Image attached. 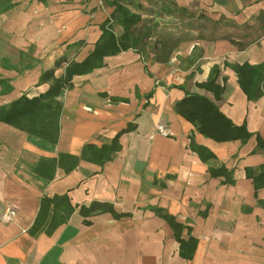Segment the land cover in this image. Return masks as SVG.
Returning a JSON list of instances; mask_svg holds the SVG:
<instances>
[{
    "label": "crops",
    "instance_id": "obj_1",
    "mask_svg": "<svg viewBox=\"0 0 264 264\" xmlns=\"http://www.w3.org/2000/svg\"><path fill=\"white\" fill-rule=\"evenodd\" d=\"M125 4L140 15V43L62 87L56 144L0 121V210L5 201L17 210L11 222L0 221V264H264V187L255 192L246 175L259 172L264 150L254 138L204 137L174 109L186 92L203 95L264 138V95L247 99L233 69L264 66V0ZM113 10L107 0H0V107L45 92L68 62L83 61ZM111 25L120 36L117 14ZM50 69L52 78L41 80ZM215 72L219 97L202 86ZM160 123L168 136L157 131ZM117 134L110 157L93 160L86 147ZM190 136L214 157L202 161ZM59 153L77 156L71 171L56 167L50 180L36 172ZM221 166L231 182L210 174ZM63 194L74 208L66 222L32 228L41 197ZM93 202L113 212L82 214ZM188 238L190 250L180 245Z\"/></svg>",
    "mask_w": 264,
    "mask_h": 264
},
{
    "label": "trees",
    "instance_id": "obj_2",
    "mask_svg": "<svg viewBox=\"0 0 264 264\" xmlns=\"http://www.w3.org/2000/svg\"><path fill=\"white\" fill-rule=\"evenodd\" d=\"M109 5L114 6L113 12L100 25L101 35L96 42L93 50L81 62H68L64 68L62 77L53 78L51 86L43 93L27 98L21 96L13 100L8 107H0V121L8 123L30 135L38 137L51 144H56L59 138V116L61 103L56 99L62 87H70V80L74 75L87 73L102 65V59L107 55H114L129 48L136 49L140 43V37L134 36L135 26L140 21V15L130 12L125 4L127 0H107ZM124 1V2H123ZM174 4V3H173ZM117 14L118 21L123 27V32L117 36L113 31L111 19ZM162 61L168 60V56H160ZM64 59L59 58L55 61V66L59 65ZM264 66L262 64L250 66L247 64L233 65L237 74V83L249 100L264 95V88L261 82L264 78ZM53 70L45 71L40 77L41 80L52 78ZM217 73L210 75L202 83V86L214 92L215 97H219L222 87L215 84ZM174 109L186 121L190 122L197 132L215 142L240 141L247 142L254 138L256 146L264 150V138L259 134L250 132L245 123H234L217 104L206 96L196 93L186 92L185 95L177 100ZM133 128L129 123L123 130ZM117 134L110 144H103L100 147L85 146L91 149L90 156L93 160L103 162L110 157V154L118 148ZM91 147V148H90ZM189 147L195 151L202 161H207L214 157L213 153L206 147L197 144L190 136ZM77 156L69 153H59L55 158L41 160L35 167L36 172L47 180L52 179L56 167H60L64 172L71 171L77 164ZM209 172L212 176H224L225 182H231V172L223 166L210 167ZM246 175L252 177L255 192L264 187V162L259 166V172L253 174L247 168ZM67 195H53L51 197L42 196L40 199L39 211L32 225V228L46 226L50 231L58 225L65 223L73 211ZM112 210V206L105 202H93L89 207H80L82 214L91 213L95 210ZM166 219L173 225V218L166 216ZM85 223H89L85 221ZM194 239L188 238L180 241L183 249L193 247Z\"/></svg>",
    "mask_w": 264,
    "mask_h": 264
},
{
    "label": "built area",
    "instance_id": "obj_3",
    "mask_svg": "<svg viewBox=\"0 0 264 264\" xmlns=\"http://www.w3.org/2000/svg\"><path fill=\"white\" fill-rule=\"evenodd\" d=\"M157 131L163 135L168 136L169 131L164 124L160 123L157 125ZM17 210L15 206L7 201L3 202L0 210V221L4 223L11 222L16 216Z\"/></svg>",
    "mask_w": 264,
    "mask_h": 264
}]
</instances>
